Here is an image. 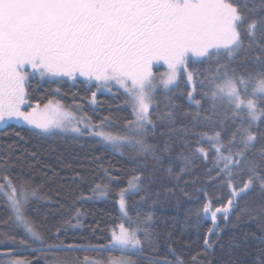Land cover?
Returning a JSON list of instances; mask_svg holds the SVG:
<instances>
[{"label": "snow or ice", "instance_id": "1", "mask_svg": "<svg viewBox=\"0 0 264 264\" xmlns=\"http://www.w3.org/2000/svg\"><path fill=\"white\" fill-rule=\"evenodd\" d=\"M221 52L229 63L221 62ZM249 52L254 53L251 66L244 60ZM193 57H217L216 67L195 81L200 91L192 86L184 94L188 107L194 110L184 112L171 99L161 109L155 99L159 87L174 93L181 76L194 85V74L188 71ZM237 59L242 63L234 67ZM159 63L166 65L167 71L157 78L153 66ZM33 75L72 80L83 77L95 82L97 92L122 90L133 114L125 123V134L105 131L111 125L107 117L99 123L87 118L75 120L59 102H30L28 85ZM95 99L96 92H92L93 103ZM224 104L239 124L223 126L218 108ZM12 121L29 126L35 135L87 136L117 150L131 148L144 159L151 157L154 170L163 169L177 181L197 162H204L206 168L211 163L208 176L215 172L212 180L222 182L230 198L213 208L205 194L201 211L213 225L207 236L217 237L215 241L204 238L205 251L219 246L220 264H264V235L255 248L249 243L254 233L233 235L224 244L219 236L223 229L217 223L219 219L227 226L230 215L240 212V201L257 191L264 197V132L257 127L258 122L264 124V0L258 4L255 0H0V125ZM149 135L167 138L161 146L149 143ZM177 149L183 167L174 174L171 164L175 161L169 156ZM13 170L10 160H0V202L24 238L17 241L16 235L9 234L0 257H11L17 243L26 247L39 244V251L65 254L63 258L52 257L53 264H80L78 258L68 255L78 251L119 253L84 257L83 264H138L133 257L143 258L146 249L155 250L151 211L138 210L133 219L125 199L130 190L133 195L148 191L140 177L119 193L121 222L109 230L108 243L81 248L47 243L45 234L50 229L33 213L36 202L44 197L29 179L13 176ZM104 172L109 182L114 180L107 170ZM152 179L149 175V182ZM91 192L92 196L81 194L79 199L104 196L106 186L96 184ZM180 192L188 194L183 188ZM149 198L141 199L147 204ZM73 211L79 219V209ZM260 220L264 230V211ZM60 235L57 230L48 238L59 240ZM168 252L175 255L170 246ZM7 264L29 262L9 259ZM148 264L172 262L156 258ZM176 264L183 261L177 258Z\"/></svg>", "mask_w": 264, "mask_h": 264}, {"label": "trees", "instance_id": "2", "mask_svg": "<svg viewBox=\"0 0 264 264\" xmlns=\"http://www.w3.org/2000/svg\"><path fill=\"white\" fill-rule=\"evenodd\" d=\"M255 2L258 4L259 0ZM253 55V52H249L244 57L249 66L252 65ZM219 58L222 63H229L223 52ZM216 59L217 57L190 60L188 68L194 74V85H188L182 76L179 89L170 93L169 99L184 112L194 110L188 107L184 98L185 92L192 86L196 87L197 92L200 91L195 81L202 79L216 67ZM241 63L242 61L237 59L233 66L238 67ZM239 71L242 73L244 69L241 68ZM28 88L32 103L57 100L67 108L87 114L93 123H99L105 117L109 118L111 125L104 130L113 134L124 135L126 121L133 119L131 108L121 90L115 89L113 93L98 94V102L94 106L91 104V96L96 88L82 79L73 82L66 79H43L33 75ZM166 102L157 103L163 109ZM207 107L208 105H205V108ZM218 111L225 128H231L233 123L239 124V119L233 118L229 105L224 104ZM243 115L241 113V117ZM257 127L264 132V124L258 122ZM204 130L211 134L210 130ZM166 138L160 135L153 138L149 135L148 141L162 146ZM178 155L179 149L172 151L169 156V159L175 161L171 164L174 174L179 173L183 167V163L177 159ZM0 160H10L14 166L12 175H23L41 191L44 198L36 202L33 213L48 226L49 234H55L57 230L61 233L59 240L49 239V234H45L48 244L63 242L65 245L74 244L81 248L107 244L109 230L121 222L119 193L121 189L128 188L130 182L136 183L135 177H140L144 180L142 187L148 191H140L135 195L129 193L127 207L133 219L138 210L144 213L151 211V231L155 234L156 248L146 249L143 258L133 259H137L138 264H148L150 259L156 258L167 259L172 264H176L177 258L182 260L183 264H220L222 252L219 246L214 251H205L203 240L213 225L210 218L203 215L201 209L205 203V194L212 200L213 208L220 207L230 197L229 189L222 182L212 180V177L216 176L215 172L212 173V177L208 176L207 169L212 167L211 163H208L206 168L204 162H197L191 171L181 174L180 180L177 181L163 169L154 170L151 157L144 159L131 148H124L122 152H118L112 146L98 143L87 136L74 138L64 134L35 135L34 130L28 126L15 123H10L0 130ZM167 166L169 165L166 160L165 167ZM104 170H107L114 180L109 182ZM149 175L153 177L151 182L148 180ZM96 184L105 185L107 194L95 195L93 199L81 201L79 199L81 194L92 196L91 189ZM181 188L188 193L186 196L181 194ZM145 196L150 197L147 204L141 199ZM73 209H79L81 213L79 219H76ZM262 211L264 197H261L258 191L250 195L246 201H240V212L230 215L227 226L219 219L217 221L219 227L223 229L219 233L220 242L226 244L233 235L254 233L255 238H250L249 243L254 248L258 246L260 243L258 238L264 235L260 220ZM249 212L251 218L248 217ZM81 222L82 227L74 228ZM9 234L16 235L17 241L24 238L23 231L13 227L9 221L8 209L0 202V251L6 250L4 245ZM207 238L210 241L217 239L216 236ZM169 246L175 249V255L168 252ZM40 247L39 244L26 247L17 243L11 257L25 259L30 264H50L53 262L52 257L65 256L64 253L37 250ZM68 255L78 258L80 264H83L84 257L92 259L99 256H116L119 253L78 251ZM7 258L9 256L0 257V264H5Z\"/></svg>", "mask_w": 264, "mask_h": 264}, {"label": "rangeland", "instance_id": "3", "mask_svg": "<svg viewBox=\"0 0 264 264\" xmlns=\"http://www.w3.org/2000/svg\"><path fill=\"white\" fill-rule=\"evenodd\" d=\"M191 60H198V59L195 58V57H193V58H191ZM158 71H159V72H158ZM166 71H167L166 65H164L163 63H159V64H156V65L153 66V73L157 76V78H159V76H161V75H162L164 72H166ZM188 71H189V68H188ZM181 77H182V76H181ZM181 77H180V78H181ZM30 79H31V77H30ZM43 79H52V80H54V79H56V80H57V79H66V80L73 81V82H74V81H77V80H80V79L85 80L83 77H78L76 80H72V79L67 78V77H63V78H48V77H45V78H43ZM85 81H86V80H85ZM88 84H89L90 86L94 87L93 85L95 84V82H91V83L88 82ZM115 89H116V88H113L111 92H109L107 89H101V90L98 91V92L95 91V92H96L95 103H93L92 100H91V104L94 105V106H96V104H97V102H98V94H100V93H106V92H107V93H113ZM121 91H122V90H121ZM157 94H158V95H157ZM169 97H170V93H168L167 90L163 89L162 87H159V88L157 89L156 94H155L156 102H160V103L166 102V101L169 99ZM242 98H243V94H242ZM52 101L54 102V104H55L56 102H59V101H57V100H52ZM59 104L62 106L63 111H65L66 113H69V114H70L71 118H73V119H75V120H83L84 118L89 119L88 116H87V114H82L81 112H79V111H77V110H75V109L67 108V107H65V106H64L62 103H60V102H59ZM89 120H90V119H89ZM10 123H15V124H17L15 121L9 122L8 124H10ZM8 124L0 125V130H1V128H3L4 126H6V125H8ZM21 125H23V124H21ZM25 126H27V125H25ZM28 127H29V126H28ZM64 135H70V136H72V134H64ZM114 135H118V134H114ZM123 149H124V148L119 149V150L115 149V150L118 151V152H122ZM128 188H129V187H128ZM129 193H131V190H130L128 193L125 194L126 203H127V196H128ZM99 196H100V195H99ZM106 197H107V196H106ZM92 199H93V198H92ZM118 204H119V200H118ZM76 219H77V218H76ZM151 224H152V221H151ZM79 227H82V222H81L80 224L74 226V228H79ZM117 230H118V229H117ZM9 259H21V258L9 257V258L6 259V263H5V264H7V262H8ZM24 260H25V259H24ZM26 261H27V260H26ZM29 264H30V263H29ZM50 264H53V262L50 263Z\"/></svg>", "mask_w": 264, "mask_h": 264}]
</instances>
